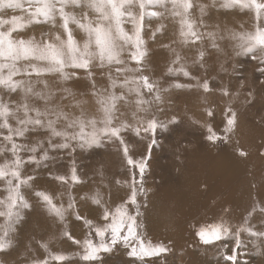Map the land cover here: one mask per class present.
Masks as SVG:
<instances>
[{
    "label": "snow or ice",
    "instance_id": "1",
    "mask_svg": "<svg viewBox=\"0 0 264 264\" xmlns=\"http://www.w3.org/2000/svg\"><path fill=\"white\" fill-rule=\"evenodd\" d=\"M136 2L137 0H0V13L6 9L20 10L25 13V15H12L8 19L0 17V161H2L0 162V182H3L5 192V195L0 197V217L4 218V222L0 223V252L6 253L13 246L10 233L15 231V223L22 218L21 209L32 206L26 191L28 195L34 196L58 223L66 225V216L71 214L75 220L82 221L83 225L89 229L82 241L76 240L66 227L62 233L82 249L77 255L84 264H96V262L103 264L101 253L111 252L118 244L130 248L128 254L141 260L145 257H158L169 251L163 244H153L150 240L144 239L137 231L139 228L137 217L140 215L137 197L145 194L144 175L150 157L135 159L130 143L123 133L132 131L137 137H140L142 133L149 134L151 144L155 145L157 129L166 128V125L154 114L147 119L144 116H138V113H150L152 105L161 103L163 94L170 88L188 87L202 89L205 93L213 89L206 77L201 79L193 76L185 64L180 63L183 57L175 49H171L170 45H164L174 54L170 64L180 66L179 68L169 66L166 74L181 73L184 77L194 80L195 84L184 85L177 82L170 83L168 87H161L160 78H152L144 74L148 57V50L142 38V21L145 13L141 11L139 17L133 14L130 9ZM211 3L214 6L216 0H211ZM25 4L28 5L27 8ZM146 4L153 7L160 6L165 10H168L169 4L171 5V14L179 18L180 42L191 46L201 43V47L196 48L197 55L192 64L204 68L207 55L206 49L202 46L204 33L199 30L197 21L192 18V12L197 4L193 0H139L141 10ZM236 6L252 10L255 15L252 31L229 33V38L235 41L234 52L236 55L251 54L253 59L259 60V63L264 65V0H224L221 5L223 8ZM198 7L199 23L202 25V18L209 5L199 4ZM75 9L80 10L79 16ZM158 15L161 14L148 13L149 18ZM126 16L127 21L124 19ZM41 22L50 24L52 28L58 26L61 31L51 34L48 39H45L48 33H41L39 40L35 36L13 37V33H19L28 25ZM125 22L133 25L131 33L123 27ZM6 25L9 27L5 30ZM70 25H75L76 29L83 33L79 40ZM207 36L211 40V48L218 52L222 51L216 43V33L208 32ZM223 38L220 37V39ZM152 39H155V32ZM125 52L128 54L127 59L124 58ZM21 61L25 63L22 67H18V62ZM96 66L109 68L107 76L111 91L104 89L101 93L95 90L92 69ZM221 67L223 68L222 65ZM113 68L117 74L116 77L112 75ZM5 69H7L6 75ZM68 69L83 70L87 78L91 80V94L98 105V116H89L83 109L78 116L66 112L62 104L53 102L55 99L53 92L35 90L31 79L33 75L42 77L54 74L63 81L74 76L79 78L76 71L70 73ZM261 70L264 71V69ZM16 76L27 77V79H14ZM119 76H123V80H120ZM36 83H43L44 89H48L46 80H37ZM117 89L120 90L119 93ZM61 91L73 95L68 88H63ZM145 92L150 94L151 99L145 98ZM220 92L223 96L231 95L226 87H222ZM11 94H18L19 99L13 100ZM133 94L134 101L129 99ZM65 98V96L60 97L61 100ZM73 100L74 107H80L83 103L76 101L74 95ZM36 101H42L43 105L38 106ZM131 103L135 105V111L131 113L133 123H129L127 119L121 120L117 116L121 105L127 106ZM205 111L208 117L214 116L211 108ZM225 118L226 123L223 128L225 135H218L209 124L207 125L208 140L217 142L229 139L228 134L233 132L236 126V113L230 105L226 108ZM169 123L175 124L178 121L173 116ZM38 129H45L46 135L31 144L18 142L17 138L26 139L30 131ZM57 138H60L59 141ZM102 140L118 145L130 171L129 179L116 181L118 184L126 185L129 188V194L125 201L117 205L114 210L102 206L99 190L91 196L88 193L80 196V200L84 202L91 199L93 204L101 206L103 224L82 216L77 198L71 192L68 194V203L65 206L62 201L63 193L53 194L49 190L39 188L36 186L37 177L23 172L26 164L39 166L51 159L49 150L88 148ZM22 152L28 153L26 159L21 156ZM239 155L247 154L239 150ZM50 178L59 182L61 186L68 184L69 180L73 186L83 184L74 166L70 177L50 173ZM58 200L61 202L57 203ZM129 205L135 207V215L130 213ZM255 211L254 205L244 222L236 226L233 231V225L225 219V215L230 213L231 209L224 208V215L218 218V222L214 221L212 224L201 226L197 236L206 245H213L229 235L233 236L235 247L232 249V254H223V259L231 264H238L237 250L241 245L242 232H247L252 237L264 241V226L260 230H254L249 225L252 213ZM259 211L264 215V207H261ZM93 231L95 236L99 237L98 242L89 238ZM51 239L38 241L47 255L44 259H32L29 264H50V261L68 264L71 261L73 257L65 253L53 254L49 251Z\"/></svg>",
    "mask_w": 264,
    "mask_h": 264
},
{
    "label": "bare ground",
    "instance_id": "2",
    "mask_svg": "<svg viewBox=\"0 0 264 264\" xmlns=\"http://www.w3.org/2000/svg\"><path fill=\"white\" fill-rule=\"evenodd\" d=\"M218 1L216 0L215 5L212 6L211 0H208L209 7L206 9L203 22L212 28L211 31L216 33V43L222 49V51L218 52L219 56L228 58L229 55L235 54L232 44L235 41L229 38V33L236 32V30L233 29L234 20H231V23H224L221 17H211L210 11L212 8L218 7ZM194 3L197 4L196 2ZM198 5L195 10L199 9ZM169 11H171V6L169 7ZM0 17L5 19L10 18L7 16L5 10L0 13ZM172 26H175V31L177 29L178 32L179 28L176 25ZM24 29L20 30L19 35L13 34V37L23 36L28 38L35 36L37 40L40 39L41 32L37 29L31 26L28 30ZM205 37L208 36L206 35ZM220 37L224 38L220 39ZM180 39L181 37L178 33L174 38V41L176 40L175 43L172 41V43L167 42L164 45H170L171 49H175L178 53H186L184 56H181L183 57L181 62L186 61L188 63L187 69L193 76L204 75L207 70L215 72L213 76L218 85L216 96L219 98L218 104L220 107L218 110L220 120L213 124V129L224 128L226 123V108L229 105L236 113V126L234 131L228 134L229 139L224 141L222 150L219 149L221 153L214 152V150L207 148L208 146L203 147V141L198 135L200 133L193 132L192 140L195 141L194 144L190 143L181 146V141L177 138L174 139L173 145L169 146L170 148L166 147L162 150V155L166 153V156L173 158L175 161L181 160L185 156V159L181 160L176 167H174V161L168 164L162 163V161L152 163L156 159V156H150V167H147L148 170L146 169L147 174L145 175L151 179L155 186L152 190L145 189V194L137 197L140 204V215L137 217L139 228L137 231L144 239L150 240L153 244H163L169 249V251L162 253L158 257H151L159 259L152 262V264H225L223 254L227 253L231 255L232 249L235 247L233 236L229 235L223 240L215 242L213 245H206L200 241L197 231L201 226L212 224L214 221L218 222V218L224 215V208L231 209V212L225 215V219L233 225V231H235L236 226L244 222L245 217L254 205L256 206V211L252 213L249 225L254 230H260L264 226V215L259 211L261 207H264V91L257 93L259 85H254L250 82V78L245 81V85L247 86L237 81L233 75L229 76L225 73L228 80L225 77L223 78L222 71L227 66L221 67L218 70L216 64L208 61L205 69L199 66L192 67V61L195 58L193 59L191 55H187L190 52L189 46L182 44ZM208 45H211L210 39ZM161 51L163 54H160L161 57H158V60L162 63V66L158 67V70L154 68L152 72H158L157 75L160 77H167L165 78L167 80H165V84H168L166 70L169 66H172L170 64L172 52L167 47H161ZM242 57L243 55H240L235 58V62L240 61ZM24 63L23 61L18 62L17 66L22 67ZM98 68L101 70L106 68V71L109 72L107 66ZM252 70L253 68L249 69L250 75L253 74ZM4 73L5 75L7 74V69L4 70ZM97 74L99 75L100 73ZM152 75H155V73H152ZM170 76L177 79L183 77L181 73H174ZM104 77L102 79L97 76L93 77L94 80H99V83L95 81V90L97 92L102 93L105 88L108 89V86H110L108 76L105 75ZM22 78L27 79V77L18 76V79ZM31 79L34 82L36 91L50 90L53 92L55 94L53 102L62 104L64 111L78 116L81 109H83L89 116L99 115L97 112L98 105L95 101L89 100L88 94L92 95V90L89 92L88 87V85L92 87L91 80L88 82L81 77L77 78L74 76L67 81H63L54 74H47L42 77L33 75ZM103 79L107 80L101 82ZM37 80H46L48 89H44L43 83H36ZM243 85L245 89L242 88ZM222 87H226L231 95L223 96L220 92ZM63 88H68L76 101L83 102L80 107L73 106V95L63 93L61 91ZM257 94H259V97L256 96ZM61 96H65L66 98L61 100ZM11 98L18 100L19 95L11 94ZM5 99H8L7 94L5 95ZM209 99L210 95L206 100L208 101ZM36 104L42 106L43 102L36 101ZM133 111H135L134 103L127 106L121 105L117 116L121 120L127 119L130 121ZM138 115L144 116L148 115V113L141 112ZM123 135L129 141L134 156H140L142 154V142L136 138V140L133 139L125 133ZM223 135H225L224 132ZM18 139L25 144H31L37 140L29 139L28 134L26 139ZM59 139L57 138L58 141ZM172 147H176V149L173 150ZM239 150H243L247 155H239ZM49 152L52 155L59 153L64 156H70V162L66 163L62 158L59 160V157L50 156L51 159L39 166L31 164V172L33 174L38 173L41 171L43 165L48 164L49 168L45 171V173H48L46 179L37 178L36 186L49 190L53 194L63 193L62 201L65 206L68 203L67 191L55 186L58 182L50 178V173L70 177L71 172H68V166L71 165V160L74 164L76 160L85 163L83 168L79 164L77 165V175L85 186H90L91 189L85 192L89 196L93 195L96 190H99L102 196V206H107L109 209L114 210L117 205L124 202L127 198L129 188L126 185L116 183L117 180L124 181L130 178V174L124 168L122 154L117 144L101 141L88 148L76 147L75 150L59 149L49 150ZM21 154L23 157V152ZM179 155L180 157L175 159V156ZM191 157H194L195 161ZM196 159L202 160V164H200L201 162L198 164ZM31 165L26 164L23 172L27 174ZM157 168L164 169V172L154 175L153 172ZM49 181L52 183H49ZM83 184L75 186L73 189L74 196L78 197L77 192L80 188H83ZM3 187L2 183L0 186V197L5 195ZM83 194H80V196ZM26 196L32 206L31 208L21 209L22 218L15 223V231L12 234L10 233L13 246L6 253L0 252V262L7 264H29L30 260L22 258V254L26 255L29 252H37L36 238L42 240L44 237L41 235L52 229L50 234L59 235L57 236V244L63 249L64 247L69 248L68 242L63 239L64 236L62 235L65 227L74 238L76 237L81 241L89 232V229L82 222H76L74 216H70L71 221H67L66 225L58 223L48 214L45 207L34 196L28 195L27 191ZM117 200H119V204L116 203ZM90 201L91 199L88 200L89 204L87 206L91 209H87V213L92 210V215L99 216L101 214V206H97ZM60 202V200L57 201V203ZM80 203L86 202L80 201L78 203L79 209L81 208ZM94 206L99 209V212L92 209ZM128 207L130 213L135 215V207L131 205ZM87 213L82 215L87 216ZM27 221H29L28 224ZM1 222L3 223L4 219ZM92 236L93 233L89 238ZM54 239L52 238L51 240ZM240 240V252L237 251V260L240 263L253 262L254 264H264V241L252 237L247 232L240 234ZM80 252L79 248L77 253ZM177 258L179 261L176 260ZM255 258H257V261L255 260L254 262ZM76 264L84 263L78 259Z\"/></svg>",
    "mask_w": 264,
    "mask_h": 264
},
{
    "label": "rangeland",
    "instance_id": "3",
    "mask_svg": "<svg viewBox=\"0 0 264 264\" xmlns=\"http://www.w3.org/2000/svg\"><path fill=\"white\" fill-rule=\"evenodd\" d=\"M197 4H205L208 5V0H196L194 1ZM224 3V0H219L217 5L218 7H216L215 9H211L210 11V15L211 17L215 18L216 17H221L222 21L224 23H231V20H234L233 25L234 28L236 30V32H244V31H252L253 30V25H254V11L249 10V9H241L239 6L233 7V8H223L221 7V5ZM171 5L169 4L168 6V10H165L164 8L160 7V6H150V5H145V8L143 10L140 9L139 7V0H137V2L134 4V6L130 9L134 15H137L139 17L141 11H143L145 13L144 18H143V32H142V38L145 41V47L148 50V57L146 60V69H145V73L146 75H150V77L152 78H160L161 80V87H168V85L170 83H181L184 85H189V84H195L194 80H190L186 77H182V78H173L172 76L168 75V84H165V78L167 77H160L158 74V72H152L153 69L155 68L156 70H158V67L162 66V63L158 60V57L160 58L161 55L163 54V52L161 51V47H164V44H166L167 42H171L174 41V38L176 37V34L179 33L180 31V24H179V18L175 17L171 14V11H169V7ZM28 5L25 4V8H27ZM70 11H72V9H69ZM77 14V16H79L80 10L79 9H75L74 10ZM5 12L7 13V16L11 17L12 15H25V13L21 12L20 10H11V9H6ZM150 12H157L160 13L161 15L155 16V17H151L149 18L148 13ZM192 18L195 19L197 21V25L199 27V30L201 32L204 33V37H203V41H202V46L204 49H206L207 51V55H206V63H205V67L203 69L206 68V66L208 65L207 62L208 61H212L214 64L217 65L218 70L219 68L221 69V65L227 66V68L222 71V75L223 78L225 77V79L228 80L227 76L225 73H227L229 76L233 75V77L235 79H237V81L241 82L242 84L245 85V81L247 79H249L250 82H252L254 85L257 84L259 85V90L257 91V93L264 91V71H262L261 69H264V65L259 63V60L257 59H253L251 54H242L243 57L242 59H240V61L235 62V58H237L240 55H236V54H231L228 56V58H222L221 56H219L218 51H216L215 49L211 48L210 45H208L209 39L208 37H205L207 35L208 32H213L211 31V27L209 25L203 24L200 25V12L199 9L198 10H193L192 12ZM203 18L205 19V17L203 16ZM202 18V19H203ZM58 19V18H57ZM125 21H127V16L124 18ZM205 21V20H204ZM58 24H59V19H58ZM172 25H176L179 30L177 32V29L175 31V26ZM29 26V27H28ZM28 28H25L24 30H28L30 28V26L34 29H37L38 31H40L41 33H48L49 35L45 37V39H48L51 37V34L61 31V29H59V27L57 26L56 28H52V26L48 23H37V24H31L28 25ZM9 26H5V30L8 28ZM71 27V25H70ZM123 27L125 28L126 31L128 32H132L133 30V25L131 23L125 22L123 24ZM230 28H232L231 26H229ZM73 30H74V34L76 35L77 39L79 40L82 36L83 33L80 32L78 29H76V26L73 25L72 26ZM159 29V31H157ZM51 30H54L51 32ZM155 32V39H152V35ZM20 33V31H19ZM19 33H13L16 35H19ZM176 33V34H175ZM214 33V32H213ZM181 40V39H180ZM217 40V39H216ZM176 41V40H175ZM174 41V43H175ZM233 45L235 44V42L232 43ZM190 52H188L187 55H191V57L194 59L196 58L197 52H196V48L201 47V43H197V45L195 46H191L188 45ZM163 49V48H162ZM235 53V52H234ZM179 54L181 56H184L186 53H182L179 52ZM127 52L124 53V58L127 59ZM170 57L173 59L174 58V54L172 53L170 55ZM171 59V60H172ZM180 63H184L185 66L187 67L188 63H186V61L184 62H180ZM134 66V65H131ZM179 64L176 65H172V67H176L179 68ZM195 66H199V65H195ZM192 64V67H195ZM253 68L252 70V75L249 74V69ZM109 69V68H108ZM164 69V68H163ZM212 69V68H210ZM67 71H69L70 73L73 71H76L77 76L83 78L84 80H87L89 82L90 79L87 78L86 73L83 70H73V69H68ZM93 71V77L97 76L100 77V79L105 78L104 76L107 75L108 71H106V68H104L103 70L99 69L98 67H93L92 69ZM101 71V72H99ZM111 72L113 74V77H116L117 74L115 72V69H111ZM97 73H100L99 75ZM152 73H155V75H152ZM214 73L213 71H208L205 72L204 75H198V77H200L201 79L203 78H207L210 82V87L213 89V91L205 93L203 92L202 89L197 90L195 88H188V87H184V88H170L169 91L167 93L163 94V100L161 103L159 104H153L152 105V109L151 112L148 113V115H144L145 118L150 119L152 114L155 115V117L162 122L163 124L166 125V128H158L155 134V138L157 143L155 145L151 144V138L149 134H143L140 137H137L132 131H127L125 132L126 135L131 136L133 139H137L138 141L142 142V154L140 156H134L135 159H139L141 157H155L156 159L153 162H158V161H162V163H171L172 161H174V167H176L178 165V163L181 160L185 159V156L181 158V160H174L173 158H170L169 156H166V153H164L162 155V150L167 148H170V145H173L172 143L174 142V139H180L181 141V146H185L187 144H194L195 141H193V136L192 133L193 132H199L200 134L199 137L202 139L203 141V147H207L211 150H214V152H220L219 149H221L224 145V141H217V142H212L210 140L207 139V136L209 135L208 130H207V125H211L213 128V124H215L216 122H218L220 120V113H219V107L220 105L219 103V98L216 96L217 94V81L216 79H214ZM177 74V73H176ZM14 79H18V76L14 77ZM120 80H123V76H119ZM185 79V80H183ZM107 79H103L101 80V82L106 81ZM97 83H99V80H95ZM167 81V80H166ZM240 84V85H242ZM242 86V88H244L245 86ZM89 87V92L92 90V87L90 85H88ZM231 87L233 88V86L231 85ZM107 89V88H105ZM245 89V88H244ZM108 90L111 91L112 89L110 88V86H108ZM119 89H117V92L119 93ZM126 91V90H125ZM253 92V91H250ZM89 95V100L91 101H95V98L93 97V95ZM210 95V99L207 101V97H209ZM8 96V95H7ZM257 97H259V94L256 95ZM145 97L151 99L150 94L145 92ZM130 100L135 99V95L133 94L131 97H129ZM207 108H211L214 112V116L213 117H208L206 114V109ZM139 116V115H138ZM175 116L178 123L175 124H170L169 120ZM129 123H133V119L131 118L130 121H128ZM223 130V128H221ZM220 128H214L213 130L218 134L223 136V131ZM46 135V130L45 129H40L39 131L35 130V131H30L28 133V138L31 140H35V139H39L42 138ZM18 139V138H17ZM132 139V140H133ZM135 139V140H136ZM105 143H108L109 141L107 140H102ZM18 142L23 143V141H20L18 139ZM110 143V142H109ZM116 144V143H114ZM173 150L176 149V147H172ZM222 150V149H221ZM221 153V152H220ZM151 154V155H150ZM28 153H23V157L26 159L27 158ZM22 156V154H21ZM49 156H56L59 157L61 160V158L63 159V161H65L66 163L70 162V156H64L62 154L56 153L54 155L51 154V152H49ZM10 157V154H9ZM180 157L179 156H175V159H178ZM191 159L193 161H195L194 157H191ZM62 161V162H63ZM124 161V160H123ZM197 163L199 164V162H201L202 160L200 159H196ZM2 162V161H0ZM61 162V161H58ZM148 166L151 163V159H148L147 161ZM80 165L81 168H83L85 166V163H82L78 160H76L75 164L74 162L71 160V165L68 166V172H71V169L73 168V166L75 167V169L77 170V165ZM202 164V162L200 163ZM150 167V166H149ZM148 167V168H149ZM49 168L48 164H45L42 166L41 171H39L38 173L33 174L32 171V165L30 167V170L27 172V174L29 175H34L36 176L38 179H46L47 174L45 173V171ZM124 168L127 170V173L130 174L129 168L126 166L125 162H124ZM147 168V170H148ZM146 170V171H147ZM164 172V169H160L157 168L155 169V171L153 172L154 175L158 174V173H162ZM145 174H147L145 172ZM138 175V172H137ZM3 182H0V186L2 185ZM49 183H52L51 181H49ZM84 185V184H83ZM56 187L66 190L67 191V196L69 194V192H71L72 195H74L73 189L75 188V186L72 185L71 181L69 180L68 184H65L63 186H61V184L58 182L56 185ZM94 184L92 185L93 188ZM144 189L147 190H152L155 186V184L152 183L151 179L144 175ZM91 189L90 186H83V188H80L77 192L78 197L77 201L78 203L82 200H80V194L85 193L87 190ZM93 190V189H92ZM81 191V192H79ZM129 191V189H128ZM84 202V201H83ZM91 202V201H90ZM117 204H119V200L116 201ZM87 204H89V202L87 201L86 203H80L81 208L80 210V214H86L87 213V209H91L87 206ZM93 210H96L99 212V209L97 207H93ZM92 211V210H91ZM91 211L87 213V216L89 219H92L93 221H95L98 224H103L104 221L101 219V214L99 216H95L91 214ZM70 216H72L71 214H68L66 216V222L67 221H71ZM83 216V215H82ZM3 217H0V223H2L1 221L3 220ZM56 222V221H55ZM77 223H81L82 221H77ZM29 223V221H27V224ZM53 230V229H52ZM51 230V231H52ZM51 231L42 234L41 236L44 237L42 240L36 238L35 240V244L38 248V251L40 252H29V254H22V258L24 257L25 260L28 259V261L32 260V259H44L47 255L46 251L44 248H42L40 246V244L38 243V241H46L49 238H55L54 240H51L50 244H49V251L53 254L55 253H65L71 257H73L71 259V261L68 262V264H76L77 260L80 259L79 255H77V251L80 248L78 245L74 244L72 242V240L68 239L67 237H63L64 240H66L68 242V247L69 248H65L64 249L60 246H58L57 244V236L59 235H53L50 234ZM12 234V232H11ZM76 240H79L78 238L75 237ZM91 239H93V241L98 240L99 241V237H96L93 231V236L91 237ZM56 241V242H55ZM97 241V242H98ZM80 250L82 251V249L80 248ZM130 248H126L124 247L122 244H118L115 247H113L111 252L108 253H101V257L103 259V264H152V262L159 260L157 259H153V258H148L145 257L143 260H141L140 258L134 257V256H130L128 253L130 252ZM237 251L240 252V249H238ZM244 254V252H243ZM242 259V258H240ZM177 261L178 258L176 259ZM257 261V258L254 259ZM126 262V263H125ZM226 262V261H225ZM5 262H3L2 264H4ZM82 263H84L82 261ZM239 264H254L253 262H247V263H240V261L238 260ZM7 264V263H5ZM50 264H58V262L56 261H50ZM96 264H99V262H96ZM225 264H231V262H226Z\"/></svg>",
    "mask_w": 264,
    "mask_h": 264
}]
</instances>
